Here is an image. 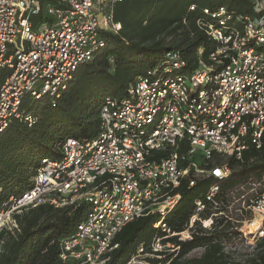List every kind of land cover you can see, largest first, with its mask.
Instances as JSON below:
<instances>
[{
	"label": "built area",
	"instance_id": "2783aa9c",
	"mask_svg": "<svg viewBox=\"0 0 264 264\" xmlns=\"http://www.w3.org/2000/svg\"><path fill=\"white\" fill-rule=\"evenodd\" d=\"M121 1L0 0V137L14 119L35 123L22 107L27 98H60L81 64L105 46L102 33L121 28L114 21ZM256 10L261 14L246 17L241 29L227 28L223 18L201 23L216 42L209 64L200 59L197 70L177 75L150 70L136 77L125 98L108 100L94 138H66L60 157L43 160L28 191L0 199V230L5 217L24 206L87 202L91 210L60 240V257L73 264H104L117 247V234L141 216L159 213L154 226L166 235L157 234L149 249L140 245L132 259L159 257L165 247L175 246L163 242L168 236L192 239L197 221L210 229L213 216L221 213L208 219L200 213L208 203L219 205L220 184L232 174L227 157L242 160L250 145L264 146V0ZM42 11L48 19L34 26ZM224 13L221 7L217 15ZM168 56L175 67L185 66L179 53ZM187 176L192 187L205 178L212 183L195 199L185 228L172 232L165 217L181 199L176 190ZM252 190L250 203H243L249 213L235 227L237 244L249 249L264 239V191L256 183Z\"/></svg>",
	"mask_w": 264,
	"mask_h": 264
},
{
	"label": "trees",
	"instance_id": "16d2710c",
	"mask_svg": "<svg viewBox=\"0 0 264 264\" xmlns=\"http://www.w3.org/2000/svg\"><path fill=\"white\" fill-rule=\"evenodd\" d=\"M42 1L45 5L55 0ZM258 1L122 0L117 3L114 21L121 23V28L102 33L105 46L93 60L81 64L60 98L53 101L27 98L22 107L35 116V123L29 126L24 120L14 119L1 135L0 199L19 198L28 191L43 160L60 157L66 138H94L100 129L102 106L110 99L125 98L137 76L150 70L162 73L171 69L176 75L195 71L200 59L209 64L216 42L201 23H217L223 18L227 28L241 29L246 17L261 14L256 10ZM221 7L225 13L218 16ZM47 19L42 11L33 18L34 26ZM172 52L179 53L185 66H174V60L168 56ZM227 161L232 174L220 184L218 207L215 209L208 203L200 213L202 219L221 213L213 216L211 228L206 229L197 221L192 239L164 238V243L175 246L170 248L172 251L164 250L159 257L149 258L152 264H231L230 252L225 248L226 243H234L238 238L236 220L248 211L243 203H250L253 183L259 192L264 191V146L257 149L250 145L242 160L229 156ZM211 183V179L205 178L192 187L190 176L183 180L176 190L181 199L165 217L172 232L185 228L195 212V199ZM90 210L91 204L83 202L64 208L50 204L24 206L14 211V228L0 230V264H73L62 261L60 240L72 234ZM159 218L160 214L154 213L128 223L117 234L114 240L117 247L106 255L104 264H128L140 245L149 249L157 234L166 235L154 226ZM197 248H202L201 254L188 258ZM242 248L248 251L246 264H264V239L251 250Z\"/></svg>",
	"mask_w": 264,
	"mask_h": 264
},
{
	"label": "rangeland",
	"instance_id": "374dc122",
	"mask_svg": "<svg viewBox=\"0 0 264 264\" xmlns=\"http://www.w3.org/2000/svg\"><path fill=\"white\" fill-rule=\"evenodd\" d=\"M247 212H249V209ZM245 215H247L246 212L243 213L242 218ZM13 221L14 220L11 216H6L2 227L3 228L5 227L7 229H13L14 228V222ZM202 226L204 227L203 224H202ZM170 247L171 246L165 247V250L172 251V249H170ZM225 250L230 252L229 253L230 254L229 261L231 262V264H236V263L246 264V262H248L249 258H247V256H246L248 251L244 250L240 244H237V240H235L234 243H232V242L226 243ZM249 250H251V249H249ZM201 251H202V248L194 249L191 253L188 254V258L199 256L201 254ZM155 257H157V256L152 255V254L140 255L136 259H132L131 262L128 264H152L148 259L149 258H155Z\"/></svg>",
	"mask_w": 264,
	"mask_h": 264
},
{
	"label": "bare ground",
	"instance_id": "6f19581e",
	"mask_svg": "<svg viewBox=\"0 0 264 264\" xmlns=\"http://www.w3.org/2000/svg\"><path fill=\"white\" fill-rule=\"evenodd\" d=\"M209 222H207V224H208Z\"/></svg>",
	"mask_w": 264,
	"mask_h": 264
}]
</instances>
